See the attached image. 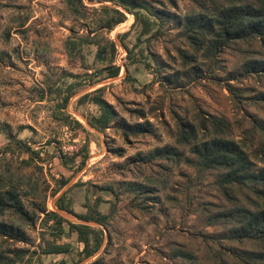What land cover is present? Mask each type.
Wrapping results in <instances>:
<instances>
[{
	"label": "rangeland",
	"instance_id": "1",
	"mask_svg": "<svg viewBox=\"0 0 264 264\" xmlns=\"http://www.w3.org/2000/svg\"><path fill=\"white\" fill-rule=\"evenodd\" d=\"M144 1L155 17L137 7L125 10L114 0H81L76 14L66 0H0V189L17 186L35 213L33 225L20 224L9 212L0 216L24 231L20 241L0 236V264H240V251L255 249L253 242L223 238L229 225L207 223L210 213L230 205L214 171L133 159L163 146L189 155L175 142L178 118L222 115L235 140L247 137L252 117L264 119V102L256 98L264 92V78L246 73L243 63L263 57L264 49L253 41L214 55L196 52L181 31L183 17L197 10L191 0H175L174 7L168 0ZM102 5L122 10L125 20L106 29L112 14ZM145 17L155 22L147 32ZM100 45L104 60L96 57ZM108 67L118 74L110 76ZM70 84L75 92L62 105ZM98 87L116 112L102 132L86 120L98 113L97 106L77 100ZM115 121L139 122L150 130L125 140ZM18 141L38 158L29 159ZM252 142L254 149L257 136ZM128 182L142 185L141 191H131ZM61 195L76 213L90 205L106 215V226L87 222L104 233L92 256L81 257L83 245L66 223L56 241L70 251L42 252L39 209L83 222L57 208ZM43 231L51 239L50 230ZM178 252L188 257L175 256Z\"/></svg>",
	"mask_w": 264,
	"mask_h": 264
},
{
	"label": "trees",
	"instance_id": "2",
	"mask_svg": "<svg viewBox=\"0 0 264 264\" xmlns=\"http://www.w3.org/2000/svg\"><path fill=\"white\" fill-rule=\"evenodd\" d=\"M66 1L71 12L76 14L81 0ZM114 1L125 10H130V6L137 7L145 10L149 16L155 17L150 5L144 0ZM191 1L197 10L183 17L181 31L196 52L203 51L205 55H214L223 52L231 45L253 41H257L264 49V0ZM168 2L173 7L176 6L175 0H168ZM102 8L112 14L104 24L106 29L111 30L125 20L122 10L107 5H102ZM132 14L136 19L137 13L132 12ZM145 18L147 21H145L146 27L143 32L150 30L149 28H152L155 23L148 17ZM110 47L114 52L113 42L110 43ZM105 54V48L102 45L98 46L96 57L104 60ZM188 56L183 52V57ZM191 59L194 60L193 57ZM243 69L248 74L264 78V56L247 59L243 63ZM108 71L110 76L118 74V68L108 67ZM74 92L75 88L70 84L68 91L63 95L62 105L67 103ZM256 98L264 102V92H259ZM77 100L79 103L89 101L97 106L98 113L86 117L90 128L102 132L114 122L116 112L112 105L103 98L101 87L83 93ZM74 123L84 128L79 120L74 119ZM116 124L121 129L125 140L131 135L137 136L150 130L139 122L130 124L117 121ZM231 133V123L222 115H200L195 121L178 118L174 133L175 142L179 146L187 147L189 155L175 146H163L156 147L146 154L137 153L133 161L171 160L175 163L183 162L188 166H193L199 172L214 171L217 187L222 196L230 201V205L210 213L207 216V223L229 225L228 232L222 235L225 239L254 243L255 249L240 251L239 258L243 264H264V119L252 117L250 128L245 130L247 137L241 141L235 140ZM255 136H257V145L253 149L252 139ZM249 140L251 142H247ZM17 145L29 153V159L32 155L38 158V153L30 149L26 143L18 141ZM120 151H118L119 154ZM250 152H252V157ZM63 163L67 164L64 161ZM127 185L134 192H139L142 188V185L134 182H128ZM56 206L82 221H94L101 226H106V215L90 205H85V212L76 213L64 203V197L61 195L56 201ZM5 212H9L20 224H34L35 213L28 211L21 199L19 188L15 185L0 189V216ZM39 213L43 214L40 218V239L44 244L42 249L44 254H66L70 251L67 243L56 241V238L60 237L64 231V223L68 225L70 232L77 234V239L82 243L80 250L82 258L92 256L101 247L104 238L101 227L83 222H71L55 210L39 209ZM20 224L0 220V236L14 241L22 240L24 231ZM44 228L50 230L51 239H45ZM175 256L188 257L183 252H178ZM21 258L22 256L19 259ZM14 262L12 260L11 264Z\"/></svg>",
	"mask_w": 264,
	"mask_h": 264
},
{
	"label": "water",
	"instance_id": "3",
	"mask_svg": "<svg viewBox=\"0 0 264 264\" xmlns=\"http://www.w3.org/2000/svg\"><path fill=\"white\" fill-rule=\"evenodd\" d=\"M63 215H65V213ZM83 223H87V222L86 221H83Z\"/></svg>",
	"mask_w": 264,
	"mask_h": 264
}]
</instances>
